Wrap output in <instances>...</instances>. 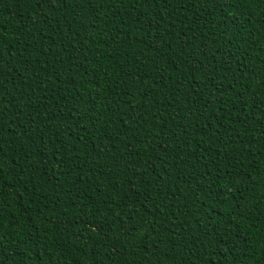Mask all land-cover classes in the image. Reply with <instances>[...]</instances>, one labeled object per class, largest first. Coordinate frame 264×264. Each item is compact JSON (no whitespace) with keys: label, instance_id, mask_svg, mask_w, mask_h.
<instances>
[{"label":"trees","instance_id":"obj_1","mask_svg":"<svg viewBox=\"0 0 264 264\" xmlns=\"http://www.w3.org/2000/svg\"><path fill=\"white\" fill-rule=\"evenodd\" d=\"M0 264H264V0H0Z\"/></svg>","mask_w":264,"mask_h":264},{"label":"snow or ice","instance_id":"obj_2","mask_svg":"<svg viewBox=\"0 0 264 264\" xmlns=\"http://www.w3.org/2000/svg\"><path fill=\"white\" fill-rule=\"evenodd\" d=\"M245 2H247V3H253L254 0H245Z\"/></svg>","mask_w":264,"mask_h":264}]
</instances>
